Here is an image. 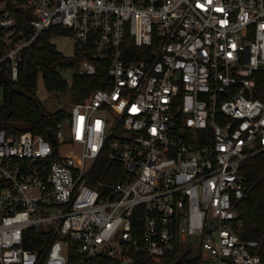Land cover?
Returning <instances> with one entry per match:
<instances>
[{"label": "built area", "instance_id": "1", "mask_svg": "<svg viewBox=\"0 0 264 264\" xmlns=\"http://www.w3.org/2000/svg\"><path fill=\"white\" fill-rule=\"evenodd\" d=\"M54 26L91 56L70 73L106 61L112 86L68 108L57 151L0 130V264L160 262L189 239L264 264L236 231L241 165L264 150V0H0V77Z\"/></svg>", "mask_w": 264, "mask_h": 264}, {"label": "trees", "instance_id": "2", "mask_svg": "<svg viewBox=\"0 0 264 264\" xmlns=\"http://www.w3.org/2000/svg\"><path fill=\"white\" fill-rule=\"evenodd\" d=\"M19 1L20 4L26 2V0ZM10 10L17 20L18 30L29 33V23L32 19L29 13H24L18 6L12 4ZM71 36L72 31L69 29L60 26L48 28L42 33L38 43L22 53L19 60L18 82H13L7 73H3L0 77V88L3 90V99L0 103V130L13 135L32 132L52 141L49 132L56 131L57 123L68 117V109L49 110L39 96V81L43 82L48 93L69 96L70 106L85 102L99 89H108L112 86L106 61L96 63L95 76L75 73L70 80L65 78L64 73L77 69L82 60L91 58L85 52L65 55L52 42L55 37ZM53 145L57 151V144L53 143ZM108 167L109 164H105L100 173L107 181L110 177V173L108 174L110 167ZM240 172L245 185V196L238 201L237 211L243 221V227L236 231L244 240L261 243L260 253L264 260V150H258L249 156L241 165ZM95 264H123V262L101 256L96 258ZM134 264H201V257H194L190 252L179 255L175 251L167 253L160 262H155L146 253L141 252L134 258Z\"/></svg>", "mask_w": 264, "mask_h": 264}, {"label": "rangeland", "instance_id": "3", "mask_svg": "<svg viewBox=\"0 0 264 264\" xmlns=\"http://www.w3.org/2000/svg\"><path fill=\"white\" fill-rule=\"evenodd\" d=\"M52 42L56 45L57 49L65 55H73L74 45L70 37H55ZM64 76L67 80H70L72 74L66 72L64 73ZM38 93L49 110L55 111L57 108L68 109L70 107L69 96L63 97L48 93L45 90L42 81H39L38 83ZM2 99L3 90L0 88V103L2 102ZM177 252L179 255L190 252L194 257H201V264H219L217 258L212 256L209 252L202 250L200 244L192 243V239H189L188 242L179 244Z\"/></svg>", "mask_w": 264, "mask_h": 264}, {"label": "water", "instance_id": "4", "mask_svg": "<svg viewBox=\"0 0 264 264\" xmlns=\"http://www.w3.org/2000/svg\"><path fill=\"white\" fill-rule=\"evenodd\" d=\"M49 137L52 139L53 143L57 144V140L55 134L53 132H49ZM124 264H133L132 262H125Z\"/></svg>", "mask_w": 264, "mask_h": 264}]
</instances>
